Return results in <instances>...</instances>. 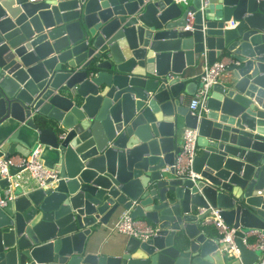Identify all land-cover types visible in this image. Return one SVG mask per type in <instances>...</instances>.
<instances>
[{"label": "water", "instance_id": "1", "mask_svg": "<svg viewBox=\"0 0 264 264\" xmlns=\"http://www.w3.org/2000/svg\"><path fill=\"white\" fill-rule=\"evenodd\" d=\"M224 55L191 113L184 68ZM181 126L193 176L172 166ZM36 147L56 176L8 187L0 264H255L241 236L264 229V0H0V156ZM119 208L154 234L95 252ZM211 208L238 256L206 234Z\"/></svg>", "mask_w": 264, "mask_h": 264}, {"label": "built area", "instance_id": "2", "mask_svg": "<svg viewBox=\"0 0 264 264\" xmlns=\"http://www.w3.org/2000/svg\"><path fill=\"white\" fill-rule=\"evenodd\" d=\"M176 2H184L185 0H174ZM190 17V12L187 14ZM233 25L234 21H228ZM237 61L230 56L224 55L216 58L211 62L204 61L200 72L195 76L197 86L194 92L189 96L186 106L191 113H199L205 96L209 93L211 85L221 78L226 73V67L230 63ZM197 131L194 127L183 126L180 135V142L178 151L174 156L172 163L175 172L179 176H193L191 170V162L196 151ZM17 167V171L10 175L8 173L9 167ZM166 169V166L164 167ZM21 175L27 176L37 186L45 185V179L55 178L56 170L45 166L39 156V148H34L27 155L13 153L3 158L0 156V177L8 179V185L4 188L3 193L0 194V205H3L6 199L11 196L8 194V187L14 186L18 182ZM199 211H202L200 209ZM201 225L212 227L217 233L218 245L221 251L238 256V250L233 242V237L237 227L226 224L217 209L211 208L200 220ZM109 227L117 231L134 236L140 240H144L154 234L156 227L141 218H133L130 215L129 209L124 208L119 213L118 217L113 220ZM252 238V241L249 239ZM242 242L251 248L260 250V255L255 264H264V229L249 228L242 232Z\"/></svg>", "mask_w": 264, "mask_h": 264}, {"label": "crops", "instance_id": "3", "mask_svg": "<svg viewBox=\"0 0 264 264\" xmlns=\"http://www.w3.org/2000/svg\"><path fill=\"white\" fill-rule=\"evenodd\" d=\"M204 61H207L204 57L203 59L197 60L194 64L186 66L184 68V73L182 75H185L186 77L195 78V76L200 72ZM190 95H186L184 99V103L186 104ZM182 126L178 130V145L180 142V135H181ZM23 178H18L17 180H28L27 176L21 175ZM124 208H119L114 214L111 215V217L108 219L107 223L103 225L101 228L98 226L99 224H96L93 226V236L95 237L96 246L94 251L98 253H105V254H116L117 248L120 245V243L128 236L126 233L117 231L115 229H111L109 227L110 223L115 220L121 210ZM143 219V218H141ZM210 227H207L206 234L213 235L214 232L209 231ZM211 230V229H210Z\"/></svg>", "mask_w": 264, "mask_h": 264}, {"label": "trees", "instance_id": "4", "mask_svg": "<svg viewBox=\"0 0 264 264\" xmlns=\"http://www.w3.org/2000/svg\"><path fill=\"white\" fill-rule=\"evenodd\" d=\"M206 227H210V226H206ZM210 229H211V230H210ZM210 229H209V231H212V232L215 231L212 227H210ZM249 241H252V238H250Z\"/></svg>", "mask_w": 264, "mask_h": 264}]
</instances>
